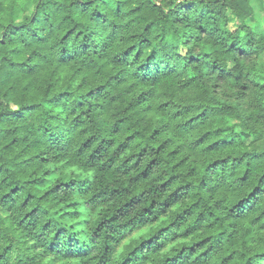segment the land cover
Listing matches in <instances>:
<instances>
[{"label": "trees", "instance_id": "trees-1", "mask_svg": "<svg viewBox=\"0 0 264 264\" xmlns=\"http://www.w3.org/2000/svg\"><path fill=\"white\" fill-rule=\"evenodd\" d=\"M253 0H0V264H264Z\"/></svg>", "mask_w": 264, "mask_h": 264}, {"label": "rangeland", "instance_id": "rangeland-1", "mask_svg": "<svg viewBox=\"0 0 264 264\" xmlns=\"http://www.w3.org/2000/svg\"><path fill=\"white\" fill-rule=\"evenodd\" d=\"M253 10L250 13L248 23L255 31L258 38L264 36V0H253Z\"/></svg>", "mask_w": 264, "mask_h": 264}]
</instances>
